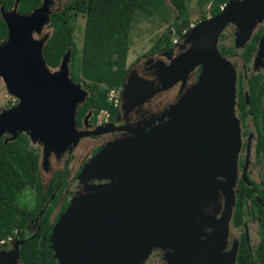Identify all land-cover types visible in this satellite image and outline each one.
I'll list each match as a JSON object with an SVG mask.
<instances>
[{
  "label": "water",
  "instance_id": "95a60500",
  "mask_svg": "<svg viewBox=\"0 0 264 264\" xmlns=\"http://www.w3.org/2000/svg\"><path fill=\"white\" fill-rule=\"evenodd\" d=\"M50 3L42 0L28 14L18 12L19 0L8 11L0 4L7 28L0 44V79L7 94L18 100L0 112V139L6 144L26 135L31 145L41 148L43 164L72 152L89 135L76 129L77 110L89 92L70 77V49L56 68L43 57ZM263 19L264 0H229L218 14L182 36L187 47L168 65L160 64L154 75L163 89L185 84L200 69L197 81L178 110L169 114L176 116L173 121L148 131L130 130L131 138L102 146L84 164L77 176L84 189L68 200L51 230L57 264H142L153 248L173 243L191 245L198 253L204 250L199 233L208 221L204 209L219 199V191L229 199L219 226L224 235L233 206L240 136L234 113L236 72L220 53L219 38L227 26H234V47L243 48ZM133 84L129 80L122 88L123 110L133 106ZM93 181L107 183L89 184ZM51 200L36 215L31 236L15 239L10 250L0 251V264H21L20 246L37 236ZM192 230L195 236L187 239Z\"/></svg>",
  "mask_w": 264,
  "mask_h": 264
},
{
  "label": "flooded vegetation",
  "instance_id": "af4514ba",
  "mask_svg": "<svg viewBox=\"0 0 264 264\" xmlns=\"http://www.w3.org/2000/svg\"><path fill=\"white\" fill-rule=\"evenodd\" d=\"M67 2V0H52L49 4L52 14L61 11ZM46 30L49 32H45L44 36L50 38L53 32L51 24L46 27ZM253 41L255 45L251 52V60L245 63L242 52L246 45ZM246 45L240 49L233 47L238 50L237 53L234 50V54L224 55L227 58L236 55L242 62L240 71L236 69L235 86V115L240 125L241 146L237 156V178L228 228L222 235L219 229L220 220L225 214L229 199H225L223 192L219 191V199L204 209V216L208 218V221L199 233V241L204 244V250L196 253L194 249H191V245L184 248L185 246L173 243L170 248H153L142 264H241L240 258H247L249 264H255L256 250L264 236V19L257 23ZM184 47L187 45L182 40L180 43L173 42L168 50L162 49L152 53L149 50L127 66L121 91L129 80L131 83L134 82L133 85L137 88V94L131 102L133 106L127 107V110L121 109L122 105L119 103L114 118L111 119L108 114L106 121L102 124H99V121L96 124L92 123L91 111L83 117L82 121H77L76 116V129L89 135L81 138L72 152L53 156L55 161H53L51 178L43 187L48 192L51 185H57L49 199H55L58 196L61 203H64L76 193L82 192L84 188L83 185L78 184L77 176L84 164L102 146L131 138L130 130L142 128L148 131L176 118L175 115L169 114L178 110L181 98L197 81L200 69L190 74L185 84L178 83L167 89L162 88V84L157 81L154 73L160 64L168 65L172 58L182 53ZM134 77L138 79L133 80ZM251 77L254 78L250 85L247 80ZM142 80L154 82V86L150 85L148 88ZM162 95L166 96L160 98ZM251 97H253L252 103ZM90 112L91 115L85 122L84 119ZM77 152L83 154L73 172L72 164L76 160ZM106 183L107 181L89 182L91 185L95 184L94 186H102ZM241 192L245 198L244 212L242 223L237 226L234 222V211ZM194 236L192 230L187 235V239Z\"/></svg>",
  "mask_w": 264,
  "mask_h": 264
},
{
  "label": "trees",
  "instance_id": "16d2710c",
  "mask_svg": "<svg viewBox=\"0 0 264 264\" xmlns=\"http://www.w3.org/2000/svg\"><path fill=\"white\" fill-rule=\"evenodd\" d=\"M42 0H19L18 12L28 14L40 6ZM229 0H197L200 8L209 6L210 17L215 16ZM188 0H69L67 5L50 17L51 38L45 45L43 57L51 68L58 67L68 49L71 50L70 77L83 84L89 92L88 99L77 111V121L91 111L92 123L97 116L107 111L114 118L118 108L108 101V92L121 88L127 74V56L130 49V32L137 13L147 17L164 15L167 3L174 10L172 24L175 35L181 38L191 28ZM6 11L12 9L15 0H0ZM77 15L85 18L81 51L76 48L73 32ZM207 18L203 17L202 20ZM7 38V28L1 19L0 44ZM219 50L225 56L234 54L231 46L222 44ZM173 44L168 31L153 44L150 53L168 50ZM255 41L246 45L242 52L245 63L251 60ZM254 77L247 80L251 85ZM253 97H251V103ZM57 185H51L48 192L40 181V154L34 149L26 135L21 134L16 141L4 144L0 139V247L8 238L27 239L35 231L34 219ZM26 189L34 192L33 204L28 208L18 205L19 195ZM248 192V191H246ZM69 200V199H68ZM244 194L239 193L234 211V222L242 223ZM68 201L61 203L58 196L52 199L40 219L39 231L34 239L20 246L21 264H57L53 259L49 238L57 218L65 211ZM264 220V218H263ZM34 228L30 230V228ZM264 232V225H263ZM241 264H249L248 259ZM255 264H264V236L257 247Z\"/></svg>",
  "mask_w": 264,
  "mask_h": 264
},
{
  "label": "rangeland",
  "instance_id": "374dc122",
  "mask_svg": "<svg viewBox=\"0 0 264 264\" xmlns=\"http://www.w3.org/2000/svg\"><path fill=\"white\" fill-rule=\"evenodd\" d=\"M67 1L69 2V0H67ZM196 1L197 0H188V2H187L188 11H189V20L192 24L191 27H193L196 24H198L199 22L203 21L202 20L203 17H205L207 19L210 18L209 6H204L203 8H200ZM174 17H175L174 10L171 8V5L169 3H167V7L165 8L164 15H162V16L147 17V16H144L140 13L136 14L134 21H133V24H132L131 32H130V49H129L127 61H126L127 66L130 63H132L136 58H138L141 54L142 55L146 54L151 49L153 44L166 31L169 32L170 38L173 40L174 43L175 42L180 43V41L182 40V37L178 38L175 35L174 29L172 27ZM74 26H75L74 32H73L74 42H75V45H76V48L78 49V51H81L82 42H83L84 27H85V18L81 15H77L75 17ZM188 31H186V32H188ZM234 31H236V27L231 26V25L225 30V32L222 34V35H224V41L222 42V44L234 47V41H235ZM45 32L48 33L49 31L45 29L43 33L45 34ZM50 38L48 37L46 44L48 43ZM237 52H238V50H235V53H237ZM228 60L231 62L232 66L234 67L235 72H236V69H238V71H240L241 65H242L241 59H239L236 55H233L231 58H228ZM251 72L249 74H251ZM236 80H237V72H236ZM81 86H82V88L86 89L85 86H83V84H81ZM119 94L120 95H119L118 100L120 101L121 100V91ZM164 96H166V95H164ZM164 96L162 95L160 98H162ZM17 102H18L17 99H15V98L11 97L9 94H7V92L5 90V86L3 84V81H2V79H0V112L2 110L13 107L14 105L17 104ZM118 106H119V104H118ZM234 113H235V111H234ZM235 117H236V115H235ZM104 119H105V116L103 113H100L97 116L98 121H101ZM238 127H239L240 146H241V132H240L239 121H238ZM32 147L34 149H36L41 156V153H42L41 148L39 146H36V145H32ZM82 154L83 153H81V152H77L76 160L72 164L73 172H74L75 167L78 164V161L82 157ZM53 161H55L54 158L50 157L47 161V165H45V164H43V162L40 158V181H41L43 187H45L50 181L51 173H52V170L54 168V162ZM33 198H34V192L31 189H26L19 195L18 205L21 208L31 207L33 204ZM33 229H34L33 227L30 228V230H33ZM13 241L14 240L6 241L3 245H1L0 251L10 250L11 249V243Z\"/></svg>",
  "mask_w": 264,
  "mask_h": 264
},
{
  "label": "built area",
  "instance_id": "2783aa9c",
  "mask_svg": "<svg viewBox=\"0 0 264 264\" xmlns=\"http://www.w3.org/2000/svg\"><path fill=\"white\" fill-rule=\"evenodd\" d=\"M222 9V7H221ZM121 91V88H113V89H110L109 92H108V101L109 103H111L114 107H117L118 104L120 103V101L118 100L119 98V93ZM101 113L104 114L105 116V119L104 120H101L99 121V124H102L106 121L107 117H108V112L107 111H102ZM13 240L12 238H8L6 241H11ZM6 241H2L1 242V245H3Z\"/></svg>",
  "mask_w": 264,
  "mask_h": 264
}]
</instances>
